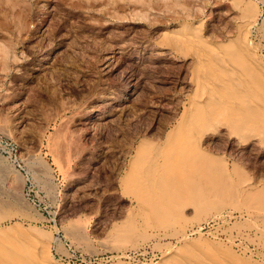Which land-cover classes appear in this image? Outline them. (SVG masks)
Returning a JSON list of instances; mask_svg holds the SVG:
<instances>
[{
	"label": "rangeland",
	"instance_id": "rangeland-1",
	"mask_svg": "<svg viewBox=\"0 0 264 264\" xmlns=\"http://www.w3.org/2000/svg\"><path fill=\"white\" fill-rule=\"evenodd\" d=\"M134 2L0 0V264H264V0Z\"/></svg>",
	"mask_w": 264,
	"mask_h": 264
},
{
	"label": "bare ground",
	"instance_id": "bare-ground-1",
	"mask_svg": "<svg viewBox=\"0 0 264 264\" xmlns=\"http://www.w3.org/2000/svg\"><path fill=\"white\" fill-rule=\"evenodd\" d=\"M116 1V0H115ZM119 1V0H118ZM141 1V0H140ZM158 1V0H157ZM121 2V1H120ZM125 2V1H124ZM130 2V1H129ZM133 2H134V0H133ZM123 3V2H122ZM135 4H137V3H139V0H136L135 2H134ZM146 3H148V1L146 2L145 1V4ZM153 3V2H152ZM155 3V2H154ZM158 3V2H157ZM114 4V3H113ZM127 4V3H126ZM129 4V3H128ZM176 4V3H175ZM151 5V4H150ZM146 6V5H145ZM152 6V5H151ZM249 19V18H248ZM249 27V26H248ZM250 28H251V26H250ZM250 32V31H249ZM189 45V44H188ZM251 47V46H250ZM254 47V46H253ZM252 48V47H251ZM249 49V48H248ZM255 50V49H254ZM203 54V53H202ZM226 60V59H225ZM203 73V72H202ZM210 85V84H209ZM214 95V94H213ZM172 248H170L169 250H171ZM166 251V250H165ZM164 251V252H165ZM168 251V250H167ZM39 252V251H38ZM47 253V252H46ZM34 255V254H33ZM50 255V254H49ZM48 256V255H47ZM170 256V255H169ZM43 257V256H42Z\"/></svg>",
	"mask_w": 264,
	"mask_h": 264
}]
</instances>
